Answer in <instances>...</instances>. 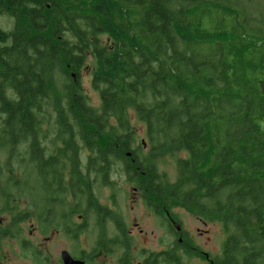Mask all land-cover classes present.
<instances>
[{"label":"trees","instance_id":"1","mask_svg":"<svg viewBox=\"0 0 264 264\" xmlns=\"http://www.w3.org/2000/svg\"><path fill=\"white\" fill-rule=\"evenodd\" d=\"M0 15L14 23L0 27V197L35 196L31 184L47 192L64 158L87 180L119 165L163 204L222 224L216 264H264V0L253 12L228 0H0ZM89 56L98 110L80 81ZM61 90L69 138L48 155L46 106ZM164 156L174 182L159 170Z\"/></svg>","mask_w":264,"mask_h":264},{"label":"flooded vegetation","instance_id":"2","mask_svg":"<svg viewBox=\"0 0 264 264\" xmlns=\"http://www.w3.org/2000/svg\"><path fill=\"white\" fill-rule=\"evenodd\" d=\"M83 148L80 145L78 150ZM56 152L48 149V155ZM79 152L82 165L91 160L88 150ZM115 161L111 158L107 165ZM71 171L63 169L60 177L50 176V191L40 205L0 208V244L14 240L29 251L27 256L34 264H216L219 255L213 252L208 228L213 221L179 204H163L156 192L151 196L143 182L124 173L125 184L135 186L133 201L138 205L103 204L96 189L114 187V173L87 180L82 173ZM184 211L197 218L196 225L187 226ZM28 223L31 227L27 229L21 226ZM40 235L45 237L48 252L42 249ZM58 243L62 247L55 246Z\"/></svg>","mask_w":264,"mask_h":264},{"label":"rangeland","instance_id":"3","mask_svg":"<svg viewBox=\"0 0 264 264\" xmlns=\"http://www.w3.org/2000/svg\"><path fill=\"white\" fill-rule=\"evenodd\" d=\"M228 1H234L236 4L241 3L244 5H248L250 12L261 9L263 5V0H228ZM256 16H258L257 13H256ZM206 24L209 25V22L207 21ZM13 26H14V23L10 17L6 15H0V27L1 28H3L4 30H11ZM95 67H96L95 59L89 56L87 60V64L81 73L80 81L82 84L83 94L87 98L88 104L91 107L98 110L101 104L100 96H99V93L92 86V78H93ZM64 98H65V93L63 92V90H61L56 95V98H55L56 102L46 106V108L49 111L50 116L48 117L45 116L46 121L43 126V130L45 132H44V137H42V145L43 147H46L49 150H53L54 148H62L63 143L61 140L69 138L68 136L63 135L62 132H60L62 131V129L58 127V124H57L58 119L56 117L57 111H59L57 109H60L63 104H66V100H64ZM51 111L53 113H51ZM130 114H131V120L133 124L132 126L134 127V130L136 131L135 144L140 146L143 144V141H145L147 138L146 125L139 119L138 114L134 110H131ZM112 122L114 123L113 120ZM19 150L22 154H24L26 151V149L24 148H20ZM143 151L146 154L150 152V148L146 142L143 146ZM84 154H86V152ZM6 157H7V154L2 153L0 155V161L2 163L6 162L5 160ZM13 163H17V160L14 161ZM115 164H117L116 161H115ZM22 169L23 168H17L16 170V176L18 178L23 177ZM65 169L67 170L68 173L72 170V164L69 160L66 161ZM79 169L83 170L82 164L81 166H79ZM114 169L115 170L113 172L114 174L112 177L114 181V187L111 188V187L103 186V187H98L96 189L100 201L106 205H112V204H117V205L121 204L123 206L138 205L137 203L133 201V196H134L133 191H134L135 186L130 185V184H125V178L122 176L123 172L121 171V166L118 165V167H115ZM159 170L162 173H166L170 181L172 182L176 181L177 167H176V162L174 158L164 156L159 165ZM77 172L81 173L79 172V170H77ZM0 187L2 188L4 187L3 182L0 183ZM18 190L15 191L16 195L12 196L11 198H8V197L4 198V196L2 195L3 197L2 196L0 197V208L3 206H8V205L9 206L16 205V206L24 207V206H29V204L40 205L41 203H43L42 199L44 198L43 196L45 195V189L37 185L31 184L28 187H25L23 190H25L26 192L27 190H32L35 196L30 195L27 197L26 196L24 197V195L19 196ZM48 191H50V189H48ZM127 199H130L128 204H127ZM182 218L186 222L187 226H194L197 224L196 223L197 218L189 215L187 211H184ZM21 226H23L25 229L31 227L29 223L23 224ZM208 228L212 230L210 237L212 238L211 245H212L213 252L218 255H221L223 243L226 238V233L222 227V224L220 222L214 221L209 224ZM0 235H2L1 228H0ZM25 235L26 237L29 238L30 232L26 230ZM40 236L43 242V243H40L42 245V249L48 252L47 251L48 245L45 244V237L42 235ZM197 237L200 238L198 235ZM65 245H70L69 241L68 242L66 241ZM55 246L60 248L62 247V244L58 243ZM31 247L33 246L31 245ZM27 254H29V251L23 248L22 246L17 245L14 240L10 242L5 241L3 242V244H0V264H34L33 260H30L31 258H29ZM12 258L16 260H12Z\"/></svg>","mask_w":264,"mask_h":264}]
</instances>
